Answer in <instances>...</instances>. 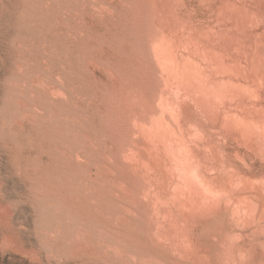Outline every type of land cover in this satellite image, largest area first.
<instances>
[{
  "label": "rangeland",
  "instance_id": "obj_1",
  "mask_svg": "<svg viewBox=\"0 0 264 264\" xmlns=\"http://www.w3.org/2000/svg\"><path fill=\"white\" fill-rule=\"evenodd\" d=\"M263 39L264 0H0V264H264Z\"/></svg>",
  "mask_w": 264,
  "mask_h": 264
},
{
  "label": "bare ground",
  "instance_id": "obj_2",
  "mask_svg": "<svg viewBox=\"0 0 264 264\" xmlns=\"http://www.w3.org/2000/svg\"><path fill=\"white\" fill-rule=\"evenodd\" d=\"M156 4V3H155ZM167 4V3H166ZM152 5H153V3H152ZM242 7V6H241ZM164 8V7H163ZM239 9H241V8H239ZM245 9V8H244ZM233 10V9H232ZM239 11V10H238ZM154 16V15H153ZM245 19V18H244ZM251 19H252V17H251ZM172 21V20H171ZM243 21V20H242ZM245 21V20H244ZM152 22V21H151ZM246 22V21H245ZM169 28V27H168ZM246 28V27H245ZM223 33H225V32H223ZM158 34V33H157ZM154 36H155V34H154ZM218 37V36H217ZM152 38V37H151ZM181 38V37H180ZM233 39V38H232ZM260 39V38H259ZM190 40V39H189ZM264 40V39H263ZM159 41V40H158ZM167 41V40H166ZM174 41V40H173ZM232 42V41H231ZM164 44H165V42H164ZM163 44V45H164ZM153 45V44H152ZM172 46H173V44H172ZM195 46V45H194ZM199 46H200V44H199ZM158 47V46H157ZM171 47V46H170ZM156 48V47H155ZM165 50V49H164ZM181 50V49H180ZM251 50V49H250ZM153 51V50H152ZM156 51H159V50H156ZM154 53V52H153ZM160 53V52H159ZM166 53V52H165ZM176 53V52H175ZM244 53V52H243ZM195 54V53H194ZM226 54V53H225ZM233 54V53H232ZM155 57V56H154ZM158 57V56H157ZM161 57V56H160ZM165 58V57H164ZM162 59V58H161ZM185 60V59H184ZM167 61V60H166ZM215 61V60H214ZM179 62V61H178ZM162 63V62H161ZM224 63V62H223ZM175 64V63H174ZM182 64V63H181ZM183 65V64H182ZM215 65V64H214ZM161 67V66H160ZM196 67V66H195ZM237 68V67H236ZM227 69V68H226ZM242 69V68H241ZM178 70V69H177ZM229 70V69H228ZM161 71V70H160ZM169 71V70H168ZM192 72V71H191ZM183 75V74H182ZM195 76V75H194ZM205 76V75H204ZM250 76V75H249ZM162 77V76H161ZM193 77V76H192ZM196 77H197V75H196ZM231 78V77H230ZM167 79V78H166ZM190 79V78H189ZM239 79V78H238ZM171 80H174V79H171ZM184 80V79H183ZM199 80V79H198ZM165 81V80H164ZM221 81H223V80H221ZM182 82V81H181ZM185 82V81H184ZM186 82H187V80H186ZM191 82V81H190ZM167 83V82H166ZM173 83V82H172ZM179 83V82H178ZM194 83V82H193ZM181 84V83H180ZM202 84H204L203 83V81H202ZM264 84V83H263ZM191 85V84H190ZM189 85V86H190ZM195 86V85H194ZM197 86V85H196ZM214 86V85H213ZM193 87V86H192ZM200 87V86H199ZM251 87V86H250ZM171 88V87H170ZM175 88V87H174ZM194 88V87H193ZM172 89V88H171ZM196 89V88H195ZM198 89V88H197ZM210 89V88H209ZM245 89V88H244ZM136 90V89H135ZM201 90H202V88H201ZM159 91V90H158ZM191 91V90H190ZM198 91V90H197ZM196 91V92H197ZM181 92V91H180ZM179 92V93H180ZM184 92V91H183ZM182 92V93H183ZM202 92V91H201ZM200 92V93H201ZM171 93V92H170ZM206 92H204V94H205ZM188 94V93H187ZM190 94V93H189ZM197 94V93H196ZM201 94H203V93H201ZM200 94V95H201ZM199 95V94H198ZM210 95H212V94H210ZM133 96V95H132ZM135 96V95H134ZM133 96V97H134ZM157 96V95H156ZM166 97V96H165ZM171 97H173V96H171ZM190 97V96H189ZM199 97V96H198ZM203 97V96H202ZM210 98V97H209ZM214 98V97H213ZM160 99V98H159ZM174 99V98H173ZM185 99V98H184ZM196 99V98H195ZM197 99H199V98H197ZM204 99V98H203ZM220 99V98H219ZM218 99V100H219ZM202 100V99H201ZM210 100V99H209ZM127 101V100H126ZM133 101V100H132ZM157 101V100H156ZM167 101V100H166ZM190 101V100H189ZM188 101V102H189ZM200 101V100H199ZM205 101H206V99H205ZM164 102V101H163ZM179 102V101H178ZM181 102V101H180ZM203 102V101H202ZM220 102V101H219ZM229 102V101H228ZM159 103V102H158ZM165 103V102H164ZM183 103V102H182ZM196 103V102H195ZM205 103V102H204ZM218 103V102H217ZM230 103V102H229ZM145 104V103H144ZM175 104V103H174ZM185 104V103H184ZM215 104V103H214ZM138 105V104H137ZM168 105H169V103H168ZM204 105V104H203ZM206 105V104H205ZM218 105V104H217ZM146 106V105H145ZM196 106V105H195ZM207 106V105H206ZM205 106V107H206ZM220 106V105H219ZM222 106V105H221ZM225 106V105H224ZM132 107V106H131ZM167 107V106H166ZM186 107V106H185ZM223 107V106H222ZM253 107V106H252ZM163 108V107H162ZM161 108V109H162ZM211 108V107H210ZM214 108V107H213ZM135 109V108H134ZM166 109V108H165ZM186 109V108H185ZM218 109V108H217ZM220 109V108H219ZM232 109V108H231ZM137 110V109H136ZM167 110V109H166ZM178 110V109H177ZM190 110V109H189ZM202 110V109H201ZM210 110V109H209ZM134 111V110H133ZM158 111V110H157ZM162 111H164L163 109H162ZM179 111V110H178ZM225 111V110H224ZM172 112V111H171ZM170 112V113H171ZM185 112H186V110H185ZM199 112V111H198ZM227 112V111H226ZM243 112V111H242ZM145 113V112H144ZM143 113V114H144ZM174 113V112H173ZM182 113V112H181ZM212 113H215L214 111L212 112ZM211 113V114H212ZM139 114V113H138ZM142 114V113H141ZM155 114V113H154ZM200 114H201V112H200ZM208 114V113H207ZM242 114V113H241ZM262 114H263V112H262ZM128 115V114H127ZM126 115V116H127ZM145 115V114H144ZM180 115V114H179ZM147 116V115H146ZM151 116V115H150ZM208 116V115H207ZM152 117V116H151ZM150 117V118H151ZM202 117V116H201ZM213 117V116H212ZM218 117V116H217ZM229 117V116H228ZM252 117H255V116H252ZM132 118V117H131ZM134 118V117H133ZM147 118V117H146ZM167 118V117H166ZM172 118V117H171ZM207 118V117H206ZM215 118V117H214ZM226 118V117H225ZM157 119V118H156ZM176 120H177V118H176ZM225 120V119H224ZM242 120V119H241ZM255 120V119H254ZM132 121V120H131ZM152 121V120H151ZM173 121H175V120H173ZM203 121V120H202ZM130 122V121H129ZM134 122V121H133ZM132 122V123H133ZM142 122V121H141ZM161 122V121H160ZM164 122V121H163ZM168 122V121H167ZM177 122V121H176ZM233 122V121H232ZM15 123V122H14ZM131 123V124H132ZM154 123V122H153ZM166 123V122H165ZM139 124H140V122H139ZM145 124V123H144ZM172 124V123H171ZM176 124V123H175ZM204 124V123H203ZM158 125V124H157ZM156 125V126H157ZM166 125H167V123H166ZM201 125V124H200ZM253 125V124H252ZM180 126V125H179ZM195 126H197V124L195 125ZM255 126V125H254ZM144 128V127H143ZM158 128V127H157ZM161 128V127H160ZM165 128V127H164ZM174 128V127H173ZM177 128V127H176ZM198 128V127H197ZM222 128V127H221ZM126 129V128H125ZM162 129V128H161ZM154 130V129H153ZM183 130V129H182ZM232 130V129H231ZM166 131V130H165ZM173 131H175V129H173ZM120 132V131H119ZM244 132V131H243ZM152 133V132H151ZM182 133V132H181ZM189 133V132H188ZM202 134V133H201ZM168 135V134H167ZM171 134H169V136H170ZM174 135V134H173ZM134 136V135H133ZM168 136V137H169ZM176 137V136H175ZM132 138V137H131ZM174 138V137H173ZM179 138V137H178ZM135 139V138H134ZM139 139V138H138ZM178 140V139H177ZM184 140V139H183ZM186 140V139H185ZM207 140V139H206ZM210 140V139H209ZM239 140V139H238ZM182 141V140H181ZM151 142V141H150ZM169 142V141H168ZM183 143V142H182ZM211 143V142H210ZM209 143V144H210ZM125 144V143H124ZM172 144V143H171ZM131 145V144H130ZM152 145V144H151ZM212 145V144H211ZM133 146V145H132ZM137 146V145H136ZM124 147V146H123ZM167 147V146H166ZM164 148H165V146H164ZM184 148V147H183ZM193 148V147H192ZM196 148V147H195ZM218 148V147H217ZM135 149V148H134ZM154 149V148H153ZM211 149V148H210ZM212 149H214V148H212ZM184 150V149H183ZM186 150V149H185ZM189 150V149H188ZM130 151V150H129ZM132 151V150H131ZM214 151V150H213ZM135 152V151H134ZM184 152V151H183ZM187 152V151H186ZM129 153V152H128ZM131 153V152H130ZM186 154V153H185ZM189 154V153H188ZM211 154V153H210ZM161 155H163V154H161ZM187 155V154H186ZM177 156V155H176ZM188 156V155H187ZM190 156V155H189ZM129 158V157H128ZM152 158V157H151ZM165 158V157H164ZM213 158V157H212ZM77 159V158H76ZM170 159H172V158H170ZM187 159V158H186ZM125 160H126V158H125ZM176 160V159H175ZM192 160V159H191ZM128 162V161H127ZM132 162V161H131ZM192 162V161H191ZM169 163H170V161H169ZM187 163V162H186ZM193 163V162H192ZM128 165V164H127ZM148 165V164H147ZM213 165V164H212ZM144 166V165H143ZM152 166V165H151ZM174 166V165H173ZM187 166V165H186ZM196 166V165H195ZM216 166V165H215ZM126 167V166H125ZM177 167V166H176ZM200 167V166H199ZM213 167V166H212ZM181 168V167H180ZM185 168V167H184ZM192 168V167H191ZM215 168V167H214ZM171 169H172V167H171ZM201 169V168H200ZM190 170V169H189ZM191 170H193V169H191ZM194 171V170H193ZM205 171V170H204ZM207 171V170H206ZM182 172V171H181ZM202 172V171H201ZM210 172V171H209ZM130 173V172H129ZM179 173V172H178ZM207 173V172H206ZM181 174V173H180ZM193 174V173H192ZM195 174V173H194ZM183 175H184V173H183ZM197 175V174H196ZM203 175H204V173H203ZM155 176V175H154ZM190 176V175H189ZM193 176V175H192ZM227 176V175H226ZM178 177V176H177ZM199 177V176H198ZM133 178V177H132ZM156 178V177H155ZM172 178V177H171ZM224 178V177H223ZM184 179V178H183ZM214 178H212V180H213ZM227 179V178H226ZM223 180V179H222ZM196 181V180H195ZM225 181V180H224ZM229 181V180H228ZM258 181V180H257ZM155 182V181H154ZM214 182V181H213ZM218 182V181H217ZM221 182V181H220ZM223 182V181H222ZM114 183V182H113ZM177 183V182H176ZM185 183H186V181H185ZM227 183V182H226ZM141 184V183H140ZM229 184V183H228ZM124 185V184H123ZM136 185V184H135ZM179 185V184H178ZM227 185V184H226ZM119 186V185H118ZM146 186V185H145ZM139 187V186H138ZM212 187V186H211ZM248 187V186H247ZM196 189V188H195ZM127 190H129L128 188H127ZM163 190V189H162ZM194 190V189H193ZM204 190V189H203ZM177 191V190H176ZM133 192V191H132ZM140 192V191H139ZM204 192V191H203ZM126 193V192H125ZM183 193V192H182ZM127 194H129V193H127ZM142 194V193H141ZM148 194V193H147ZM164 194V193H163ZM144 195V194H143ZM161 196V195H160ZM191 196V195H190ZM211 197V196H210ZM181 198H182V196H181ZM145 199V198H144ZM168 199V198H167ZM213 199V198H212ZM129 200H131V199H129ZM163 201V200H162ZM191 201V200H190ZM145 202V201H144ZM161 202V201H160ZM134 203H135V201H134ZM151 203V202H150ZM178 203H179V201H178ZM165 205V204H164ZM191 205V204H190ZM174 206V205H173ZM167 207V206H166ZM189 207V206H188ZM207 207V206H206ZM148 208H149V206H148ZM147 208V209H148ZM177 208V207H176ZM179 209V208H178ZM188 209V208H187ZM150 210V209H149ZM143 211V210H142ZM199 211V210H198ZM182 212V211H181ZM170 213V212H169ZM189 214H191L190 213V211L188 212ZM187 212H186V215L188 214ZM121 215H123V214H121ZM151 215V214H150ZM158 216V215H157ZM163 216V215H162ZM188 217V216H187ZM150 218V217H149ZM169 219V218H168ZM153 221H154V219H153ZM178 222V221H177ZM176 222V223H177ZM166 225V224H165ZM164 226V225H163ZM151 227V226H150ZM100 230V229H99ZM171 230V229H170ZM153 231H155V230H153ZM175 231H177V230H175ZM158 234V233H157ZM160 235V234H159ZM158 235V236H159ZM156 236V235H155ZM173 236V235H172ZM151 237V236H150ZM178 239V238H177ZM182 239V238H181ZM176 240V239H175ZM183 240V239H182ZM166 241V240H165ZM179 241V240H178ZM193 241V240H192ZM172 242V241H171ZM177 242V241H176ZM175 243V242H174ZM173 244V243H172ZM182 244V243H181ZM174 245V244H173ZM183 246V245H182ZM87 247V246H86ZM176 247V246H175ZM178 247V246H177ZM195 247V246H194ZM198 247V246H197ZM110 248V247H109ZM173 249V248H172ZM194 249V248H193ZM199 254V253H198ZM130 255V254H129ZM208 258V257H207ZM147 262V261H146ZM150 263H151V261H150ZM236 263V262H235ZM149 264V263H148ZM232 264V263H231Z\"/></svg>",
  "mask_w": 264,
  "mask_h": 264
}]
</instances>
